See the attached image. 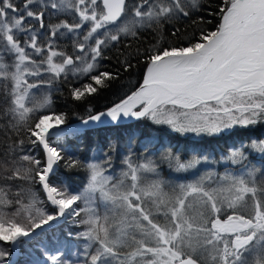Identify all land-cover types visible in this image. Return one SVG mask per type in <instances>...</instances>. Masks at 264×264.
<instances>
[{"label":"snow or ice","instance_id":"1","mask_svg":"<svg viewBox=\"0 0 264 264\" xmlns=\"http://www.w3.org/2000/svg\"><path fill=\"white\" fill-rule=\"evenodd\" d=\"M216 3L0 0V120L7 121L0 130L16 137L0 152V242L18 250L38 241L45 258L35 264H74L61 251L49 254L40 239L55 222L74 217L84 226L77 237L88 241L75 264H264V0ZM205 10L219 17L213 30L204 27L211 23ZM53 17L60 22L51 23ZM183 21L193 29L188 35L176 27ZM141 30L158 39L121 53L120 61L129 71L132 60L140 64L143 57L139 88L106 111L89 110L83 125L128 117L167 126L185 139L192 134L196 143L239 138L212 163L202 147L188 156L156 140L142 162L125 157L127 170L114 181L104 167L110 152L103 163H82L54 146L78 130L67 127V114L53 108L50 93L76 80L69 95L83 101L108 87L119 72L101 70L105 51ZM62 39L70 41V53ZM36 145L43 160L32 154ZM61 161L69 170H86L83 191L53 183ZM165 169L168 177L188 172L197 178L176 183ZM9 255L0 247V264H14Z\"/></svg>","mask_w":264,"mask_h":264},{"label":"trees","instance_id":"2","mask_svg":"<svg viewBox=\"0 0 264 264\" xmlns=\"http://www.w3.org/2000/svg\"><path fill=\"white\" fill-rule=\"evenodd\" d=\"M205 4L211 2L212 8H216V0H203ZM35 7V5H34ZM205 20H210L211 23L204 25L209 30H213L214 26L219 22L218 15L209 16L208 11L204 12ZM46 22L48 17L46 16ZM70 19L67 14H60V20ZM195 19V17H194ZM55 17L51 19V23H59ZM36 23V22H33ZM38 27V24L36 25ZM176 27L179 28L185 35L190 34L193 29L190 26V21L178 22ZM168 33L171 29L167 30ZM167 35V33H166ZM171 38V37H169ZM158 37L153 31L141 30L137 37H124L121 43L117 44L109 51H105L104 59L101 62V70H110L113 73L119 72V78L112 81L108 87L102 88L98 93L87 97L83 101H74L70 95V88L78 86L79 82L72 80L69 83H60L58 90H54L50 93L53 108L57 111H62L67 114V123L81 119L91 114L102 110L113 103L117 102L133 90L143 78V57H141V63L137 64L133 59L132 63L134 67L129 71H124L120 67V61L124 59V55L121 53H127L134 51L137 48L141 50L149 47L153 44ZM61 45H67L66 50L71 52V43L67 39L60 41ZM83 79V78H82ZM31 82V80H30ZM84 82H89L84 80ZM47 90L42 89L37 95L45 93ZM0 124H7V121L0 120ZM9 137L11 139H9ZM239 137H220L218 139H205L196 143L197 138L189 136V139H185L179 134L170 132L167 126L154 125L147 119H134L128 122H120L118 124H105L97 127L86 128L74 134H69L66 137L61 138L54 146H58L61 150H66V155L73 154L74 158H77L82 163L99 162L103 163L106 159L105 153L111 154L110 167L104 165L106 168V174L111 175L114 181L121 179V173L126 171V165L124 164L125 157L131 156L134 162H142L138 158L148 156L154 148L156 140L167 145L171 142L172 145L178 146L182 150V154L192 155V148H204L208 153L210 163L226 154L229 145L233 143L235 139ZM16 139L13 131L9 128L0 130V152H3L7 145L12 143ZM111 146V147H110ZM40 159H44V153L41 146H33V153ZM221 163H224L221 161ZM199 167V166H198ZM195 170H189L193 172ZM205 169H201L200 173L203 174ZM215 171L223 173L224 167H221L220 163L215 164ZM150 179L149 174H144ZM164 175L166 178L175 181L176 183H187L194 179L196 176L185 173H174L171 177H168V172L165 169ZM87 182V172L84 168H76L69 170L65 167L64 161L56 167L53 177V183L56 186H67L74 194H78L83 191ZM129 182V178L125 179V183ZM146 182V181H145ZM35 190L40 199H43L40 186L35 185ZM165 191L171 194V189L166 188ZM97 206L100 212L103 214L104 208L102 204L97 201ZM80 207H84L83 203H80ZM74 217H66L60 222L52 225V227L45 231L40 238L47 245V251L49 254H55L57 251H61L65 260L76 261V253L82 251L85 244L88 243L86 238L77 237V233L84 231V226L73 223ZM162 219V218H161ZM69 233L72 235L69 236ZM38 241H32L25 244L23 247H19L17 257L13 261L14 264H35L38 260H43V248L37 249L36 244ZM0 247L9 251L10 258L12 254V248L9 244H3L0 242ZM91 251V249H90ZM23 253V255H21Z\"/></svg>","mask_w":264,"mask_h":264},{"label":"water","instance_id":"3","mask_svg":"<svg viewBox=\"0 0 264 264\" xmlns=\"http://www.w3.org/2000/svg\"><path fill=\"white\" fill-rule=\"evenodd\" d=\"M143 80V79H142ZM142 83V81L131 91V92H133V91H136L138 88H139V86H140V84ZM131 92H129L127 95H130L131 94ZM123 98H126V96H124ZM122 98V99H123ZM122 99H120L119 101H117L116 103H119ZM115 104V103H114ZM114 104H112V105H110V106H108V107H106V108H104V109H102V110H99V111H96V112H94V113H92L93 115L94 114H97V113H99V112H102V111H106L107 110V108H109V107H112ZM84 119H87V116L86 117H84V118H81V119H78V120H76V121H73V122H70V123H67V127L68 128H70V129H77L78 131H76V132H74V133H77V132H79V131H82V130H84V129H86V128H90V127H96V126H100V124L98 123V122H96V123H90L89 125H87V126H84L83 125V120ZM131 119H135V118H127V119H121L119 122H123V121H128V120H131ZM113 124V123H112ZM74 133H70V134H74ZM60 221V220H59ZM58 222V221H57ZM57 222H55V223H57ZM54 223V224H55ZM12 247V246H11ZM17 254H18V250H13V248H12V254H11V257H10V261H13L15 258H16V256H17Z\"/></svg>","mask_w":264,"mask_h":264},{"label":"rangeland","instance_id":"4","mask_svg":"<svg viewBox=\"0 0 264 264\" xmlns=\"http://www.w3.org/2000/svg\"><path fill=\"white\" fill-rule=\"evenodd\" d=\"M168 128V127H167ZM169 129V128H168ZM189 136H191V137H195V136H193L192 134H189Z\"/></svg>","mask_w":264,"mask_h":264},{"label":"bare ground","instance_id":"5","mask_svg":"<svg viewBox=\"0 0 264 264\" xmlns=\"http://www.w3.org/2000/svg\"><path fill=\"white\" fill-rule=\"evenodd\" d=\"M128 117H123L122 119H127Z\"/></svg>","mask_w":264,"mask_h":264}]
</instances>
